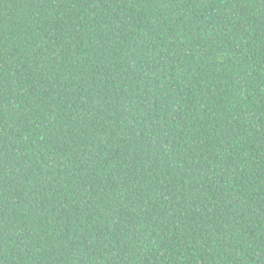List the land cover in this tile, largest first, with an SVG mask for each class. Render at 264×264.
<instances>
[{"label": "trees", "instance_id": "16d2710c", "mask_svg": "<svg viewBox=\"0 0 264 264\" xmlns=\"http://www.w3.org/2000/svg\"><path fill=\"white\" fill-rule=\"evenodd\" d=\"M0 264H264V0H0Z\"/></svg>", "mask_w": 264, "mask_h": 264}]
</instances>
